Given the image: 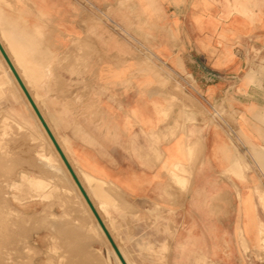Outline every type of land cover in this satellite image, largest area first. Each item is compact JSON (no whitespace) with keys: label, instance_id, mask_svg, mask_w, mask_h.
<instances>
[{"label":"crops","instance_id":"obj_1","mask_svg":"<svg viewBox=\"0 0 264 264\" xmlns=\"http://www.w3.org/2000/svg\"><path fill=\"white\" fill-rule=\"evenodd\" d=\"M37 1L45 18L54 16L52 0ZM162 1L169 5L147 31L157 41L144 43L155 61L144 59L143 72L135 75H84L76 89L46 87L45 98L55 99L46 101V115L110 231L120 221L133 224L144 210H170L173 241L218 240L214 235L231 242V229L223 226L252 224L259 208L262 174L246 151L256 146L261 127L252 120L255 139L246 140L243 114L264 104L260 76H252L249 108L240 95L232 108L225 104L230 114L214 112L229 83L249 76L256 62L251 51L264 52V0ZM66 11L59 10L64 24ZM36 12L35 22L41 18ZM244 208L251 213L239 214ZM198 217L202 224L193 222Z\"/></svg>","mask_w":264,"mask_h":264},{"label":"rangeland","instance_id":"obj_2","mask_svg":"<svg viewBox=\"0 0 264 264\" xmlns=\"http://www.w3.org/2000/svg\"><path fill=\"white\" fill-rule=\"evenodd\" d=\"M51 4L54 16L45 18L46 8L37 0H0V42L63 149L60 132L50 115H46V101L51 104L55 99L45 98V88L76 89L77 77L84 75H100L104 79L107 74L142 73L144 59L156 60L154 51L144 48V43L153 46L157 41L156 34L147 31L154 29L158 16L169 3L162 0H52ZM36 9L41 18L35 22L31 16ZM60 9L68 10L66 24L60 17ZM250 57L256 62L248 67L249 76L243 83H229L226 98L215 106L216 116L230 114L225 104L232 108L240 95L246 96L245 107L249 108L247 103L252 99L248 98V89L253 85V75L260 76L264 93V52L251 51ZM65 79L68 82L63 83ZM13 108L28 122L36 139L27 136V129L16 130V121L6 116ZM244 112L246 140L255 139L250 127L252 120L261 127L256 134V146L246 151L254 157L252 164L263 180L256 190L259 208L249 219L252 224L245 221L236 229L223 226L225 230L231 229V242L214 235L212 238L218 240L207 241L204 236H198L201 240L176 242L172 240L176 232L172 211L144 210V215L133 224L120 221L109 225L112 233L108 230L128 264H264V104L255 110L251 106ZM0 118V141L6 144L4 156L8 155V160L3 157L1 165L4 166H0V264H121L96 218L79 199L83 196L57 150L54 158L47 157L50 161L35 155L34 149L44 142L46 131L1 52ZM39 124L44 130L37 126ZM49 164H54L58 170L62 168V173L51 169ZM175 168L186 174L184 166ZM245 170L250 171L246 164ZM20 171L36 173V176L45 174L47 179L54 177L64 190L55 191L54 196L71 202L59 207L54 205V199L50 202L39 198L30 200L24 198L22 194L27 192L21 187L11 191L15 196L22 195L18 201L13 200L14 210L11 209L7 184H11V178L17 180ZM75 172L79 177L80 171ZM173 175L178 180L174 172ZM21 197L28 200L25 202ZM248 212L251 213V209L239 210V214ZM201 220L198 217L193 222L202 224Z\"/></svg>","mask_w":264,"mask_h":264},{"label":"bare ground","instance_id":"obj_3","mask_svg":"<svg viewBox=\"0 0 264 264\" xmlns=\"http://www.w3.org/2000/svg\"><path fill=\"white\" fill-rule=\"evenodd\" d=\"M11 111L12 112H7V117H9V118H12L14 121H16V123H17V125L16 126H18L17 127V129L16 130H19V131H23L22 129H27V130H29V134L27 135L28 137H30L31 139L33 138V139H36L37 137L35 136V134L30 130V126H29V124H28V122L27 121H25L24 120V118L22 117V115L20 114V112H19V110L18 109H16V108H13V109H11ZM5 116V118H7ZM8 118V119H9ZM1 119V118H0ZM1 121V120H0ZM8 121V120H7ZM8 123V122H7ZM6 123V124H7ZM10 125V124H9ZM25 125H27V126H25ZM37 126H39L40 127V129H42V130H44L43 129V127H42V125L41 124H39V125H37ZM2 127H4V126H2ZM4 128H6V127H4ZM8 129V128H7ZM45 131V130H44ZM1 132V131H0ZM10 132V131H9ZM6 134V133H5ZM44 135V142H42L40 145H38L35 149H34V152H35V155L37 156V157H39L41 160L42 159H48L49 157H53L54 155H56V148L55 147H53L52 145L53 144H50V139H49V137L47 136V134H46V132H45V134H43ZM3 137V136H2ZM6 137V136H5ZM24 139H25V137H23ZM5 139V138H4ZM7 141V140H6ZM50 141V142H49ZM4 145H5V147H6V144H3V142H1L0 141V166H1V168L4 166V165H1V163H2V161H3V157H5V158H7V156H4V155H6L5 154V147H4ZM51 146L53 147V148H51ZM59 155V154H58ZM48 157V158H47ZM58 157V156H57ZM50 158V159H51ZM54 158V157H53ZM56 158V157H55ZM50 159H48V161H50ZM61 159V158H60ZM5 160V159H4ZM6 160H8V158L6 159ZM56 160V159H55ZM59 159H57V161H58ZM62 160V159H61ZM54 161V160H53ZM52 161V162H53ZM56 162V161H55ZM61 162V161H60ZM5 163V162H4ZM51 163V162H50ZM54 164H49V166L51 167V169H53V170H58L55 166H53ZM73 166V165H72ZM73 168H74V166H73ZM42 169H44V166L42 167ZM79 169V167L77 168V170ZM41 170V169H40ZM74 170H76L75 168H74ZM80 170H81V168H80ZM2 171V170H1ZM42 171V170H41ZM59 172H61L62 173V168L60 169L59 168V170H58ZM77 172V171H76ZM81 172V171H80ZM78 173V172H77ZM36 174V173H35ZM34 173H27V172H25V171H20L19 172V174H18V177H17V180L14 178L13 180H12V178H11V181H10V183L11 184H7V188H8V191H6V194H7V196H8V204H9V206H11V209H13V207H14V205H13V200H16V201H18L19 200V198H20V195H21V193L20 192H22V191H20L19 193H20V195L18 194V196H15L14 194H12V190H14V189H20L21 187L23 188V189H25V190H23V191H25V192H27L28 193V196H26L27 195V193H23L22 195H24V198L25 197H28V198H30V200H34V199H36V198H39V199H41V200H43V201H45V200H52V199H54L55 201V204L54 205H57V206H62L63 207V205L66 203V202H71L69 199H67V200H65V198H63L62 196H59V195H56V196H54L55 194H54V192L55 191H61V193L64 191V190H62L61 188V186L62 185H58L57 184V182H55V181H57V180H55V178L53 177L52 179H47L46 178V176L47 175H45V174H40V175H38V176H36ZM39 174V173H38ZM82 174H84V172L82 171ZM50 177V176H49ZM48 177V178H49ZM84 177V176H83ZM86 179V178H85ZM94 179V178H93ZM92 179V180H93ZM98 179V178H97ZM5 180V179H4ZM90 180H91V178H90ZM96 180V179H95ZM94 180V181H95ZM6 181H8V180H6ZM9 183V182H8ZM88 184V183H87ZM96 186V185H95ZM94 186V187H95ZM3 187H5V186H3ZM91 187V186H90ZM89 187V188H90ZM21 188V189H22ZM88 188V187H87ZM64 189V188H63ZM90 189H93V188H90ZM95 189H97V186H96V188ZM5 190H7V189H5ZM98 190V189H97ZM90 191V190H89ZM92 191V190H91ZM94 193V192H93ZM96 193H98V191L96 192ZM26 194V195H25ZM59 194V193H58ZM21 195V196H22ZM101 195V194H100ZM21 198H23V197H21ZM24 198H23V201H25V200H28V198H26L25 200H24ZM93 198H95V196L93 197ZM79 199H82V201H83V204H86L87 205V203H86V201H85V199H84V197H80L79 196ZM21 200V199H20ZM96 200V199H95ZM115 200V199H114ZM19 202H21V201H19ZM26 202V201H25ZM50 202V201H49ZM93 202V201H92ZM95 202V201H94ZM117 202V201H116ZM101 203V202H100ZM105 203V202H104ZM104 203H103V205H104ZM120 203V202H119ZM123 203V202H122ZM49 204V203H48ZM68 204V203H67ZM51 205V204H50ZM50 205H49V207H50ZM98 205H100V204H98ZM105 205H106V203H105ZM66 206V205H65ZM83 206H85V205H83ZM124 206V205H123ZM8 207V206H7ZM97 207H99V206H97ZM46 208V207H45ZM63 209V208H62ZM87 211L90 213H92V211L90 210V208L88 207V205H87ZM106 209V208H105ZM14 210V209H13ZM43 212V211H42ZM65 212V214H67L66 213V211H64ZM44 214V213H43ZM93 214V213H92ZM65 216V215H64ZM72 216V215H71ZM94 216V215H93ZM67 217H69V216H67ZM73 218V217H72ZM111 219V218H110ZM75 220V219H74ZM113 220V219H112ZM96 221V220H95ZM74 223L76 222V220L75 221H73ZM72 223V222H71ZM79 223V221L77 222V224ZM76 224V225H77ZM72 225V224H71ZM75 225V224H74ZM79 225V224H78ZM87 226V225H86ZM73 227V226H72ZM55 228V227H54ZM75 228H77V227H75ZM94 228V227H93ZM52 229H53V227H52ZM56 229V228H55ZM54 229V230H55ZM56 230H58L59 231V228L58 229H56ZM55 230V231H56ZM61 231V230H60ZM55 236V235H54ZM54 238V237H53ZM36 258V257H35Z\"/></svg>","mask_w":264,"mask_h":264},{"label":"water","instance_id":"obj_4","mask_svg":"<svg viewBox=\"0 0 264 264\" xmlns=\"http://www.w3.org/2000/svg\"><path fill=\"white\" fill-rule=\"evenodd\" d=\"M0 52L2 53L4 59L6 60V62L8 63L12 73L14 74L16 80L18 81L22 91L24 92L25 96L27 97L28 101L30 102L34 112L36 113L38 119L40 120L41 124L43 125L46 133L48 134L50 140L52 141L54 147L56 148L57 152L59 153L62 161L64 162L66 168L68 169L73 181L75 182V184L77 185L79 191L81 192L82 196L84 197L88 207L90 208V210L92 211L94 217L96 218L98 224L100 225L102 231L104 232V234L106 235L108 241L110 242L114 252L116 253L118 259L120 260L121 264H128L125 260V258L123 257L118 245L116 244L114 238L112 237L110 231L108 230V228L106 227L102 217L100 216L98 210L96 209V207L94 206L92 200L90 199L86 189L84 188L82 182L80 181L78 175L76 174L72 164L70 163V161L68 160L66 154L64 153L62 147L60 146V144L58 143L56 137L54 136V133L52 132V130L50 129L48 123L46 122V120L44 119L42 113L40 112L38 106L36 105V103L34 102L30 92L28 91L27 87L25 86L24 82L22 81L20 75L18 74L16 68L14 67L12 61L10 60L8 54L6 53L4 47L2 46L1 42H0Z\"/></svg>","mask_w":264,"mask_h":264}]
</instances>
